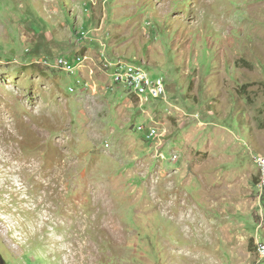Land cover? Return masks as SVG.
I'll return each mask as SVG.
<instances>
[{
	"label": "rangeland",
	"instance_id": "obj_1",
	"mask_svg": "<svg viewBox=\"0 0 264 264\" xmlns=\"http://www.w3.org/2000/svg\"><path fill=\"white\" fill-rule=\"evenodd\" d=\"M257 155L264 0H0L3 264H264Z\"/></svg>",
	"mask_w": 264,
	"mask_h": 264
},
{
	"label": "built area",
	"instance_id": "obj_2",
	"mask_svg": "<svg viewBox=\"0 0 264 264\" xmlns=\"http://www.w3.org/2000/svg\"><path fill=\"white\" fill-rule=\"evenodd\" d=\"M85 56L83 54H76L72 56V59L67 56H60L54 62L62 71L74 72L78 65L83 62ZM102 67L110 72L111 83L117 84L130 94H135L139 99L149 98H161L166 94L164 78L161 76H151L146 69L140 64L115 59L112 61L101 58ZM84 87H90L88 81L81 82ZM112 86V84H110ZM68 89L72 91L73 86H69ZM155 135V130L147 129L146 137L151 138ZM255 161L260 167V181L259 184H264V155H257ZM258 251L264 254V244L258 243Z\"/></svg>",
	"mask_w": 264,
	"mask_h": 264
},
{
	"label": "trees",
	"instance_id": "obj_3",
	"mask_svg": "<svg viewBox=\"0 0 264 264\" xmlns=\"http://www.w3.org/2000/svg\"><path fill=\"white\" fill-rule=\"evenodd\" d=\"M59 57H60V56H59ZM63 57H65V56H63ZM68 58L72 59V56H69Z\"/></svg>",
	"mask_w": 264,
	"mask_h": 264
},
{
	"label": "water",
	"instance_id": "obj_4",
	"mask_svg": "<svg viewBox=\"0 0 264 264\" xmlns=\"http://www.w3.org/2000/svg\"><path fill=\"white\" fill-rule=\"evenodd\" d=\"M0 264H3V261H1Z\"/></svg>",
	"mask_w": 264,
	"mask_h": 264
},
{
	"label": "crops",
	"instance_id": "obj_5",
	"mask_svg": "<svg viewBox=\"0 0 264 264\" xmlns=\"http://www.w3.org/2000/svg\"><path fill=\"white\" fill-rule=\"evenodd\" d=\"M72 56V55H71Z\"/></svg>",
	"mask_w": 264,
	"mask_h": 264
}]
</instances>
